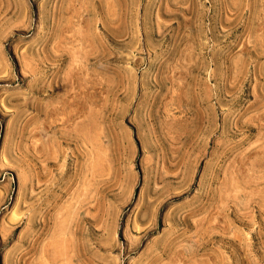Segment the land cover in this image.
I'll return each instance as SVG.
<instances>
[{
  "label": "rangeland",
  "instance_id": "374dc122",
  "mask_svg": "<svg viewBox=\"0 0 264 264\" xmlns=\"http://www.w3.org/2000/svg\"><path fill=\"white\" fill-rule=\"evenodd\" d=\"M0 264H264V0H0Z\"/></svg>",
  "mask_w": 264,
  "mask_h": 264
},
{
  "label": "bare ground",
  "instance_id": "6f19581e",
  "mask_svg": "<svg viewBox=\"0 0 264 264\" xmlns=\"http://www.w3.org/2000/svg\"><path fill=\"white\" fill-rule=\"evenodd\" d=\"M145 234V233H144Z\"/></svg>",
  "mask_w": 264,
  "mask_h": 264
}]
</instances>
